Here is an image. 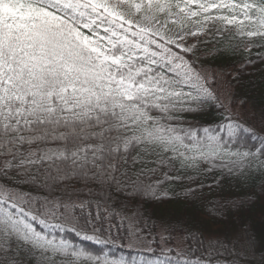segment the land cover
I'll use <instances>...</instances> for the list:
<instances>
[{
	"label": "snow or ice",
	"instance_id": "6c2138e0",
	"mask_svg": "<svg viewBox=\"0 0 264 264\" xmlns=\"http://www.w3.org/2000/svg\"><path fill=\"white\" fill-rule=\"evenodd\" d=\"M212 28L264 40V0H0V264H264V255L251 259L258 248L247 221L186 229L188 246L177 251L165 247L168 225L153 236L152 218L126 207L119 247L155 257L138 260L94 255L51 231L72 222L73 181L104 193V205L113 191L159 201L182 170L201 164L245 181L255 169L262 181L208 216L247 215L259 202L264 217V110L258 126L241 120L220 99L216 75L190 58L196 46L187 41ZM212 107L223 110L219 121L186 119ZM198 192L181 195L194 201ZM109 214L105 207L72 231L114 244L96 225Z\"/></svg>",
	"mask_w": 264,
	"mask_h": 264
},
{
	"label": "trees",
	"instance_id": "16d2710c",
	"mask_svg": "<svg viewBox=\"0 0 264 264\" xmlns=\"http://www.w3.org/2000/svg\"><path fill=\"white\" fill-rule=\"evenodd\" d=\"M190 58L203 68H217L224 71L231 90V102L246 111H250L252 120L255 117L253 121L257 126L259 125L261 112L264 110V40L258 37L253 38V43L249 44L247 40L238 39L234 34L211 38L202 37L196 47L195 56ZM245 99L248 101L246 108L240 103ZM223 114V110L212 107L206 115H189L186 119L191 123L219 121ZM138 151H142V149ZM133 155L136 156L137 153H133ZM261 160L264 162V158ZM139 167L140 165L137 163L133 165V170L136 171ZM222 173L223 170L220 168H212L209 171L207 165L201 164L198 168L182 170L181 175L184 177L182 181L167 184L165 191L169 194L168 199L147 202L143 199L129 200L126 195L113 191L110 193L111 199L108 200L107 205H104L103 201L99 199V197L104 196V193L97 188L93 187L92 191L95 194L90 196L88 194L89 189L84 187L83 183L73 181L68 191L76 190L80 194L72 197L74 204V207L70 209L72 222L65 225V230L51 229V231L59 238L67 239L77 248L84 249L94 255L108 252L138 260L145 256L149 259H155V257L144 250L119 247L122 243L120 237L126 236L123 220L126 207L128 215L139 208L145 217L150 216L152 218V222L157 226V231L152 232L153 236L158 234L162 225H168L170 231L163 233L170 237L171 242L168 244H174V239L178 238L181 240L180 247L183 248L188 246L186 229L215 232L225 227L235 229L242 221H247L256 238L258 248L256 255L251 259L258 262L264 255V251L259 250L261 238L264 237V217H262V205L259 202L253 211L247 215L217 217L216 220H213L207 215V212L217 201L226 202L234 198H242L253 190L259 192L262 182L260 176L255 169L251 178L246 181ZM189 187L199 188L198 196L194 201L185 200L181 195ZM25 190L27 191V189ZM33 195L36 194L33 193ZM98 204L101 206L98 207ZM105 207L109 213L114 212L115 216L106 215L103 221L97 217L96 225L99 227L103 223V227L110 230L109 235L116 238L114 244H98L95 240L83 239V232L80 236L74 234L73 226L79 230L83 227L85 218L103 212ZM216 221H219V224ZM33 223L37 230L49 231L44 226ZM87 234L92 235V232ZM156 252L158 254L159 249H156Z\"/></svg>",
	"mask_w": 264,
	"mask_h": 264
},
{
	"label": "rangeland",
	"instance_id": "374dc122",
	"mask_svg": "<svg viewBox=\"0 0 264 264\" xmlns=\"http://www.w3.org/2000/svg\"><path fill=\"white\" fill-rule=\"evenodd\" d=\"M234 34L232 32H223V33H217L215 28H212L211 31L205 33L202 36H198V37H194V38H190L187 43L189 45L194 44L196 47L200 41V39L202 37L204 38H211V37H215V36H226V35H231ZM195 47V50H196ZM194 50V51H195ZM206 69V68H204ZM209 73H214L217 77V83H216V91L220 96V99L229 107H232L233 103L231 102V90L229 88V83H228V79L226 74L224 73V71L217 69V68H209L206 69ZM233 113L234 114H238L241 117V120H248L252 123H254L256 125V123L252 120V113L250 111H246L245 109H242L241 107H234L233 109ZM180 239H174V244H167L165 245V247H171V248H175L177 251L180 250ZM142 250V249H140Z\"/></svg>",
	"mask_w": 264,
	"mask_h": 264
}]
</instances>
